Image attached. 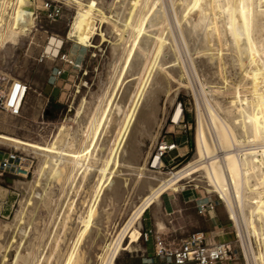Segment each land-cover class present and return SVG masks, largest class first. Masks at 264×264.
Listing matches in <instances>:
<instances>
[{
  "label": "rangeland",
  "instance_id": "374dc122",
  "mask_svg": "<svg viewBox=\"0 0 264 264\" xmlns=\"http://www.w3.org/2000/svg\"><path fill=\"white\" fill-rule=\"evenodd\" d=\"M47 1H54L61 7L60 15L54 19L43 11ZM110 1L100 0L105 9ZM35 3L33 25L25 33L18 34L15 40H4L0 43V134L12 135L44 146L59 135L57 141L62 151L55 153L61 158L57 168L59 175L57 173L58 176L55 174V177H52L51 174L47 183L44 178V186L39 187L42 189V196L37 197L35 204L38 208L35 206L31 213L34 219L27 225L26 248L13 264H99V254L104 251L105 241H115L134 206L140 203L142 195L148 191L144 181L149 178L156 182L159 177L196 159L200 116L202 115L206 125H212L206 107L207 99L211 100L214 110L223 120L233 129L236 127L234 132L237 136H241L242 132L232 123L231 116L228 118L224 110L216 105L215 99L221 100L222 103L230 96L222 78L223 72L227 73L221 70L218 61L210 63L206 68L204 57L194 54L198 70L196 74L190 64L189 54L179 43L178 61L184 66L180 76V71L173 70L178 67L168 61H174L169 59V55L173 57L172 51L162 50L154 54L152 45L145 52L137 46L136 50L139 52V48L140 54L142 52L145 55L141 54L144 56V66L138 69L140 72L129 68L123 85L121 84L122 88L125 85L127 98L125 101L118 100V103L124 106L119 113L112 112V121L108 126L110 131H102L91 153L79 159L85 164V173H77L74 160L77 151L88 144L87 126L94 123L93 120H96L105 106L131 39L127 33L119 38L120 35L115 33L113 24L105 22L97 24L100 25L97 33L90 39L93 46L81 45L75 37L68 34L77 12L76 4L69 0H35ZM162 3L164 8L169 10L172 0H162ZM258 18L259 30L256 34L264 35V15ZM101 28L107 40H103V36L99 34ZM174 28L173 26L172 36L177 42L178 35ZM174 31L176 34H173ZM52 37L61 40L58 47L55 41L51 40ZM193 43H197L196 40L190 42L191 46ZM117 44H120V52L116 49ZM55 47L57 51H54ZM230 64L227 62L224 66L229 73L226 75L230 78L229 82L236 80L242 71ZM228 65L231 68L227 67ZM14 81H20L27 86L18 113H11L6 108L7 95ZM139 84L144 86L145 90L138 96L127 131L121 135L122 139L119 138L121 141L118 140L120 144L117 145L118 148L116 146L117 152H114L112 167H109L108 173L102 178L99 168L110 156L107 145L114 143L113 140L118 137V128L123 122L125 112L133 103ZM149 85L153 87L149 88ZM154 87L155 91H152ZM241 90L242 93H247L245 89ZM150 92L154 94H148ZM178 106L182 108L181 116L174 120L173 115ZM62 125L64 128L61 130ZM163 143H166L167 147L161 155L162 163L154 165L153 159L158 154L159 145ZM173 144L175 146L171 147ZM12 148L24 155L31 165L27 176L6 172L0 174V249L3 236L7 229L13 226L21 201L26 192L32 191L34 180L40 173L44 158H47L46 154L49 153L44 148L0 136V154ZM143 163L148 170L138 171L137 166ZM193 169L196 170L178 180L172 188H191L196 191L198 197L205 198L203 202L193 200L188 204L186 211L180 209L171 214L162 213V210L182 207V201L177 195L181 192L184 194L183 190H168L163 193L160 201L154 203L147 211L157 215L170 227L165 228V231H179L188 226L191 227L190 232H196L211 225V221L205 216H200L202 212L199 211V205L205 203L209 208L213 203L219 216L230 223L225 230L232 236L222 241H229L236 251L234 258L222 260L219 264H248L241 238L237 237L239 231L231 217L229 218L222 198L208 185L205 168L196 165ZM75 173L79 174L76 178ZM207 210L205 208L203 212ZM80 216L86 221H82ZM138 227L141 231L139 241L129 249L121 250L113 264H123L137 257V250L145 243L142 218ZM251 238L256 254L259 255L262 244L259 240L255 241L253 236ZM15 245L11 250V260L15 257ZM70 253L73 255L69 260Z\"/></svg>",
  "mask_w": 264,
  "mask_h": 264
},
{
  "label": "bare ground",
  "instance_id": "6f19581e",
  "mask_svg": "<svg viewBox=\"0 0 264 264\" xmlns=\"http://www.w3.org/2000/svg\"><path fill=\"white\" fill-rule=\"evenodd\" d=\"M69 1L76 4L77 12L68 34L75 37L77 43L84 46H93L90 39L93 34L97 33L96 30L100 26L97 24L105 22L113 24L115 33L120 35L119 38L127 33L131 39L129 41L131 43L127 45L129 47L123 55L119 74L115 84L113 83L114 87L106 100L105 106L95 118L96 120H93L94 123L87 126L88 144L77 151L74 160L77 173L83 171L85 173V164L79 159L83 155L87 156L88 153H91L97 144L96 142H98V136L102 131L109 129L112 112L119 113L122 110L124 105L119 104L118 100L125 101L127 97L125 85L122 88L121 84L129 68H135L134 70H138L140 67L143 68L142 60L145 55L141 52L144 55L141 56V50L144 49L143 52H145L152 45L154 54H156V51H172L173 57L169 55V59L174 61H168L173 63V66L178 67L173 70L180 71V76L184 66L183 63L180 64V61H178L179 43L189 54L190 64L196 74L198 70L194 61V54L204 57L206 68L210 63L218 61L221 70H225L227 74L229 73L226 72L224 67L227 62H230L233 68L242 70H240L238 78L236 77L237 79L231 82L228 81L230 78L228 79L227 74L223 72V83L230 96L228 99H224L222 103L221 100L217 99L218 101H216L215 99L216 105L224 110L228 118L231 116L232 123L240 128L241 136L235 134L234 129L236 127L233 129L229 123L223 120L218 112L214 110L211 100L207 99L206 107L212 125L207 124V126L202 115L200 116L197 129L196 159L176 171L159 177L156 182L147 177L148 179L144 181V185L148 186V191L142 195L140 203L134 206L115 241H105L104 251L99 254V264H113L121 250L129 249L139 240L141 231L138 223L146 207L150 206L156 199L158 200L162 193L171 190L178 180L195 171L196 169L193 168L196 165L205 168L208 185L224 201L228 214L239 231L237 237L241 238L239 240L243 244L247 263L264 264V35L262 33L260 35L256 34L259 30H257L259 27L257 26L258 17L264 15V0H172L169 10L164 8L162 0H111L107 9L101 4L100 0ZM35 13V0H0V43L4 40L13 41L18 34L25 33L33 25ZM173 26L178 35L177 42L174 41L172 36ZM176 32L173 34H176ZM99 34L103 36V40H107L102 28ZM51 40L55 41L57 47L61 42L60 39L54 37ZM195 40L197 43H193L191 46L190 42H195ZM119 45L116 46L118 51ZM137 46L142 48L141 50L137 48L139 52L136 50ZM57 47L54 48V51H57ZM134 57L135 61L133 60ZM154 80H152V83ZM220 80L222 81V79ZM141 86L139 84V89H136L137 93H134L136 95L133 103L124 114L123 122L118 128V137L115 141L113 140L114 143L111 145L108 143L107 145L110 156L100 168L98 167L102 178L108 173L109 167H112L111 162H114V152H117V145L120 144L118 140L119 138L122 139L121 135L127 131L138 96L142 94L141 91L145 90L143 89L144 86ZM26 87V84L14 81L6 101L10 97L13 98L15 94L18 97L22 96L26 91ZM150 87L153 86L149 85ZM155 88L152 91H155ZM242 88L247 93H242ZM148 94L153 95L154 93L150 92ZM181 112L182 108L178 106L173 115L174 120H178ZM200 112L202 113L201 109ZM63 128L64 126L60 129ZM257 134H259V137ZM0 136L49 151L46 154L47 158H44L40 167L39 175L34 180L32 191L29 192V190L25 193V198L22 199L20 209L17 210L18 214L15 216L13 226L9 227L5 236H3L0 264H13L18 256L22 254L23 249L26 248L27 225L31 224L30 220L34 219L31 217V213L35 210V206L38 208L35 204L37 203V197L42 196V189L40 190L39 187L42 185L44 178H46L45 182L47 183L51 174L54 175H51L52 177H55V174L58 173L59 169L57 168L60 165L61 158L59 159L55 153H60L62 148L57 141L59 135L45 146L8 134H0ZM84 158L86 159V157ZM161 163V157L156 155L153 164ZM137 168L138 171L148 170L145 163L138 165ZM56 169L57 172L55 173ZM86 173L88 174V171ZM75 176H79V174L76 175L75 173ZM80 218L82 221H86L85 218L81 216ZM252 236L255 241L258 242L259 240L262 244L259 255L256 254L251 243ZM14 245L16 253L12 261L10 255ZM72 255V253L69 254V260Z\"/></svg>",
  "mask_w": 264,
  "mask_h": 264
},
{
  "label": "built area",
  "instance_id": "2783aa9c",
  "mask_svg": "<svg viewBox=\"0 0 264 264\" xmlns=\"http://www.w3.org/2000/svg\"><path fill=\"white\" fill-rule=\"evenodd\" d=\"M43 11L52 19L60 15L61 7L54 1H47ZM60 73L61 70H58ZM24 95V94H23ZM22 96L15 94L6 101V108L11 113H18ZM0 100L2 94L0 93ZM175 146L174 144L171 146ZM166 143L159 145L158 154L160 157L165 151ZM30 165L26 157L17 149L2 151L0 155V174L10 173L19 176H27L30 172ZM199 211L205 208L213 209V203L209 208L205 203L199 205ZM236 256V251L229 241H219L211 243L203 232H191L179 242L175 240L158 239L154 256L149 258L147 264H217L222 260H229Z\"/></svg>",
  "mask_w": 264,
  "mask_h": 264
},
{
  "label": "crops",
  "instance_id": "0c3cea01",
  "mask_svg": "<svg viewBox=\"0 0 264 264\" xmlns=\"http://www.w3.org/2000/svg\"><path fill=\"white\" fill-rule=\"evenodd\" d=\"M184 147H186V145H184ZM179 189L183 190L184 192V194L181 192L177 195V197L182 201V207L176 209L173 207L171 209H166L165 211L162 210V213L166 212V214H171L173 212H176V210H180V209L186 211L188 208V204L193 200H197L198 202H203L205 200V198L203 197H198L196 191H194L191 188H187V189L181 187L171 188V190L174 191H178ZM162 195L163 193L160 195L158 200L156 199L150 206L146 207L141 217L143 223V234L145 236L144 237L145 243L141 244V247L137 250L136 253L137 257L135 259L125 261L123 264H147L149 258L154 256L158 239L161 238L167 240L172 239L175 240L176 242H179L182 238H184L186 235L191 233L190 232L191 227L188 226L182 227L181 230L179 231H175V229L174 230L167 229V231H165L166 230L165 228H170V227H168V225H166L163 220L158 218L157 215H152L149 213V211H147L148 208L151 207L154 203L160 201ZM200 216H205V218L211 221V225H209V227L203 230H197V231L203 232L205 237L211 243L219 242L226 238L230 239L232 235L230 234L229 231L225 230L230 223L226 219H223L222 217L219 216L216 208L208 209L207 212H202Z\"/></svg>",
  "mask_w": 264,
  "mask_h": 264
}]
</instances>
